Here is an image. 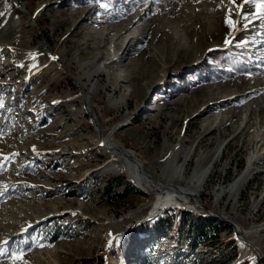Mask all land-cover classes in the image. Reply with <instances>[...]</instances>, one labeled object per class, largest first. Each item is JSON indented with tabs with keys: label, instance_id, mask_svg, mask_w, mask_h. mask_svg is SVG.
<instances>
[{
	"label": "rangeland",
	"instance_id": "1",
	"mask_svg": "<svg viewBox=\"0 0 264 264\" xmlns=\"http://www.w3.org/2000/svg\"><path fill=\"white\" fill-rule=\"evenodd\" d=\"M17 1L40 30L0 8V264H264L215 216L264 257L260 0L239 13L229 0ZM99 138L164 191L138 187ZM193 180L212 215L184 195L155 208ZM201 217L221 234L181 231Z\"/></svg>",
	"mask_w": 264,
	"mask_h": 264
},
{
	"label": "bare ground",
	"instance_id": "2",
	"mask_svg": "<svg viewBox=\"0 0 264 264\" xmlns=\"http://www.w3.org/2000/svg\"><path fill=\"white\" fill-rule=\"evenodd\" d=\"M10 4L7 3L6 0H2L1 2V6L0 8L5 9V8H9V7H14L18 10L19 7L17 5H15L11 0ZM19 3V2H18ZM20 5V4H19ZM21 6V5H20ZM23 9L24 7L21 6ZM25 10V9H24ZM23 13V12H22ZM24 14V13H23ZM31 17V15H30ZM32 18V17H31ZM34 19V18H33ZM35 23H37L34 20ZM38 25V24H37ZM28 26L31 29H35L36 31H39L40 29L37 30V28L35 27V25L28 19ZM39 33V32H38ZM40 34L42 36H44L42 34V32H40ZM45 37V36H44ZM47 40V39H46ZM42 47H44V44H42ZM53 54V52H52ZM55 57L58 58V60L60 61L59 57L55 54H53ZM54 61V60H53ZM61 63V61H60ZM62 66V65H61ZM64 68V67H63ZM102 68H100L98 71H101ZM78 86H80L81 89H83V86L81 85L80 81L77 80ZM81 93V91H80ZM83 94V93H82ZM84 96V95H83ZM86 105V106H85ZM82 110L84 113L86 114H90V112L92 111L91 106L89 105V99L88 96H84V100H83V107ZM89 117L92 123H94V121L96 122L97 126L99 127V123L96 120V116L94 114H90ZM102 137V136H101ZM98 147H101V149L110 155L111 158H118V159H122L124 165H125V170L127 172V174L130 176V178L132 179V181L140 188L146 189V190H156V192L158 194H160L161 192L164 191L161 181H157L154 180L149 174H147V172L143 169V164L142 162H140L138 159H136L131 153L129 152H124V150H121L119 147L113 145L108 139H100L99 141H97ZM122 151V152H121ZM252 160H250V162L252 163ZM247 172V171H246ZM245 172V174H246ZM199 178V177H198ZM203 178V177H202ZM205 179V178H204ZM205 181V180H204ZM165 185H170V183L166 182V181H162ZM193 183L196 185L194 186L193 189H182L177 187H174L171 190H168L166 192V195H163L165 198L159 197L156 204H155V208L160 209V206H167L169 205L171 202L173 201H177L182 200V195L186 196V200L188 201L189 198H193L197 204H199L197 201H201L200 200V195H199V191L198 188L201 186L202 184V180L199 181H195L193 180ZM204 183V182H203ZM239 183V180H237L236 182H234L231 186H230V190L234 191L237 187ZM175 186V185H174ZM163 194V193H162ZM185 202V200H183ZM167 204V205H166ZM200 205V204H199ZM201 206V205H200ZM205 207L204 205H202V208Z\"/></svg>",
	"mask_w": 264,
	"mask_h": 264
},
{
	"label": "trees",
	"instance_id": "3",
	"mask_svg": "<svg viewBox=\"0 0 264 264\" xmlns=\"http://www.w3.org/2000/svg\"><path fill=\"white\" fill-rule=\"evenodd\" d=\"M181 231H189L195 233L196 238L199 240L207 241L213 239L214 236L221 234L223 231L218 227V224L212 218H200L199 221L189 224L187 227L185 225L180 226ZM227 229H231L228 225ZM147 231V230H145Z\"/></svg>",
	"mask_w": 264,
	"mask_h": 264
},
{
	"label": "snow or ice",
	"instance_id": "4",
	"mask_svg": "<svg viewBox=\"0 0 264 264\" xmlns=\"http://www.w3.org/2000/svg\"><path fill=\"white\" fill-rule=\"evenodd\" d=\"M229 2L234 6V9L237 11V13H239L240 11H242V9L244 8V6L250 2V0H243L242 4H237L236 0H229ZM257 7L259 9H261V11H264V0H260V3L257 5ZM234 9H229V13L228 16L226 17V23L229 25V27L235 29L236 25L239 23V21L237 20H233L232 19V12ZM3 13H0V16H3ZM242 18H246V17H242ZM225 43H230V41L226 40ZM35 151V149H33ZM14 155H18V154H14ZM4 160H8L9 157H3ZM0 167H3V165H0ZM42 246V245H41ZM23 252H19V253H13L11 256V259L13 260H22L23 259Z\"/></svg>",
	"mask_w": 264,
	"mask_h": 264
},
{
	"label": "water",
	"instance_id": "5",
	"mask_svg": "<svg viewBox=\"0 0 264 264\" xmlns=\"http://www.w3.org/2000/svg\"><path fill=\"white\" fill-rule=\"evenodd\" d=\"M15 5H17L18 7H19V9H20V11L21 12H23L26 16H27V18L37 27V23H35L34 22V19L33 18H31L30 17V14L26 11V10H24L20 5H19V3H18V1L17 0H11ZM49 52H50V57L54 60V61H56L57 63H59L60 65H61V63H60V61L58 60V58L57 57H55L53 54H52V51L51 50H49ZM86 106V105H85ZM90 118H92V117H90ZM93 125L94 126H96L97 127V124H96V122L94 121V123H93ZM101 137V136H100ZM101 139V138H100ZM201 206H202V204H201V202L200 201H197ZM203 209L205 210V212L208 214V215H212V213L207 209V208H205V207H203ZM216 216V218H218V219H220V220H222V221H225V222H227V223H229L233 228H234V230H235V232H236V235L238 236V238L240 239V240H243L244 242H246L247 244H249L250 246H252V247H254L258 252H259V255H260V257H262V258H264L263 256H262V254L260 253V251L252 244V243H250V242H248L247 241V239L244 237V235H243V232L238 228V227H236V225L232 222V221H230V220H228L227 218H225V217H223V216H220V215H215Z\"/></svg>",
	"mask_w": 264,
	"mask_h": 264
}]
</instances>
